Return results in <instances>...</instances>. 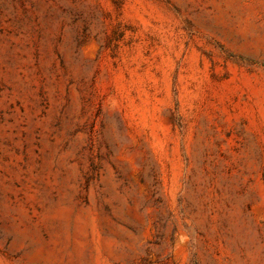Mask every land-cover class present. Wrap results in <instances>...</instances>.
Masks as SVG:
<instances>
[{"label":"rangeland","instance_id":"obj_1","mask_svg":"<svg viewBox=\"0 0 264 264\" xmlns=\"http://www.w3.org/2000/svg\"><path fill=\"white\" fill-rule=\"evenodd\" d=\"M0 264H264V0H0Z\"/></svg>","mask_w":264,"mask_h":264}]
</instances>
